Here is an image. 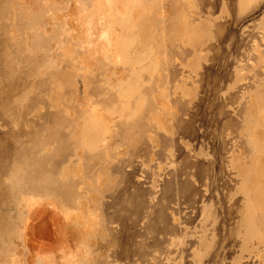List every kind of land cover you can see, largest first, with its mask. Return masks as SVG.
Returning <instances> with one entry per match:
<instances>
[{
	"label": "rangeland",
	"instance_id": "374dc122",
	"mask_svg": "<svg viewBox=\"0 0 264 264\" xmlns=\"http://www.w3.org/2000/svg\"><path fill=\"white\" fill-rule=\"evenodd\" d=\"M0 264H264V0H0Z\"/></svg>",
	"mask_w": 264,
	"mask_h": 264
},
{
	"label": "bare ground",
	"instance_id": "6f19581e",
	"mask_svg": "<svg viewBox=\"0 0 264 264\" xmlns=\"http://www.w3.org/2000/svg\"><path fill=\"white\" fill-rule=\"evenodd\" d=\"M74 23H75V25H74L75 26L74 31L79 36L77 38H80L83 41V43H87L88 44L89 37H88L87 33L84 32V30H82L83 29L82 27H85L86 25H84L79 19L74 20ZM115 51H116V47L113 48V53Z\"/></svg>",
	"mask_w": 264,
	"mask_h": 264
}]
</instances>
